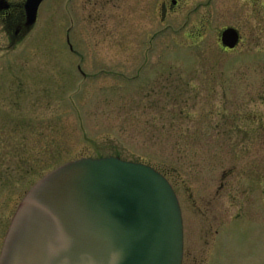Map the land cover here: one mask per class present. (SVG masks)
Returning <instances> with one entry per match:
<instances>
[{"label": "rangeland", "instance_id": "rangeland-1", "mask_svg": "<svg viewBox=\"0 0 264 264\" xmlns=\"http://www.w3.org/2000/svg\"><path fill=\"white\" fill-rule=\"evenodd\" d=\"M164 1L48 0L13 45L0 25V236L45 173L113 154L173 184L184 264H264L263 181L257 231L240 249L226 224L204 236L207 207L232 219L237 190L248 218L249 159L264 157V0H181L162 21ZM229 26L242 38L233 50L221 41Z\"/></svg>", "mask_w": 264, "mask_h": 264}, {"label": "water", "instance_id": "water-1", "mask_svg": "<svg viewBox=\"0 0 264 264\" xmlns=\"http://www.w3.org/2000/svg\"><path fill=\"white\" fill-rule=\"evenodd\" d=\"M41 0H28V25ZM236 47L234 26L221 34ZM184 218L168 177L142 161L84 156L45 173L21 199L0 264H183Z\"/></svg>", "mask_w": 264, "mask_h": 264}, {"label": "flooded vegetation", "instance_id": "flooded-vegetation-1", "mask_svg": "<svg viewBox=\"0 0 264 264\" xmlns=\"http://www.w3.org/2000/svg\"><path fill=\"white\" fill-rule=\"evenodd\" d=\"M63 1L66 3L67 0H62V2ZM46 2H48V0H41V2L39 4L38 12H37L36 21L33 25L30 26V25H28V12H27L28 0H0V25L1 24L3 25L6 33L11 38V45L16 44L19 40L24 39L34 29V27L38 21L39 11H40L41 7ZM95 2L97 3V1H95ZM180 2H181V0H171L170 3H168V1L162 2L163 3V6L161 8L162 21H164V19H166V17L169 15V13H171V11H176L178 9V6H180ZM205 25H206V22H205ZM241 39L242 38H241V33H240V41L236 45V47L240 44ZM67 43L70 46V50L74 53H77L76 49L74 48V45L71 41V37H70L69 33L67 34ZM223 46H224L223 47L224 49H230V50L236 49V47L230 48V47L225 46V45H223ZM148 55H149V53H148ZM148 55H146V57ZM77 67H78L79 72L83 75L84 78L89 77L87 71L84 70L81 63H79L77 65ZM103 70H105V69H103ZM104 72H108L107 74L109 75V72H111V71L105 70ZM124 76H125V74H124ZM260 126L262 127V129H264V126L262 124H260ZM236 130L239 132V134H241V132L243 131L239 127L237 129H235V131ZM249 131L257 132L256 126H254V124H253V126L249 129ZM263 147H264V145H263ZM111 155H113V154H111ZM84 156H92V155H84ZM84 156H81V157H84ZM103 156H109V155H103ZM103 156H93V157H103ZM114 156H119V155H114ZM119 157H121V156H119ZM77 158H80V157H76L73 159H77ZM73 159H70V160H73ZM249 161H250V171H249V175H250V177H249V180H250V197L252 196V203H251V208L249 210L248 218L246 216H244L245 214L242 213V200H241V195H240L241 192L240 191L238 192V190H237L238 195L235 196L236 197L235 203L237 205V210H236V213H234L232 219H226L224 215L222 217H219V215H216L214 218H211L210 209H209L210 207H207V213L205 212V224H204L205 225V233H204V236H206V238L210 237V234H211V231L213 228H215L217 233L218 232L220 233L219 227L224 226L226 224V226L229 230L228 234L232 233V235L229 236L228 238H231V237L233 238V240L235 241L234 245H237L238 249H240L239 245H240V240H241L242 235H244V238L247 239L249 234L252 235L253 230L257 231L256 230V224H255L256 218H257V205H256L257 204V202H256L257 183H258V180L264 182V174H261L258 171V167L264 166V157H262L261 154H258L255 150H253L251 152V157H250ZM225 177L226 176L224 175V178ZM224 184L225 183L221 182L222 186H224ZM180 204H181V201H180ZM181 207H182V205H181ZM11 220H12V218H11ZM10 223H11V221H10ZM9 226H10V224L7 226V228L5 227L6 229L2 233L3 235L0 236V254H1V251L3 248L5 236H6V233L8 231ZM2 231L3 230L1 229L0 233ZM213 241L214 240H212V242ZM184 242H185V240H184ZM207 242L209 244L210 249H212L213 246L211 247V245H210L212 242H210L209 240H207ZM221 244L222 243H220V245ZM212 245H213V243H212ZM193 261H194V259H193ZM183 264H184V261H183Z\"/></svg>", "mask_w": 264, "mask_h": 264}]
</instances>
